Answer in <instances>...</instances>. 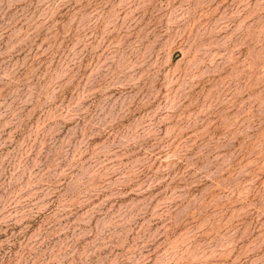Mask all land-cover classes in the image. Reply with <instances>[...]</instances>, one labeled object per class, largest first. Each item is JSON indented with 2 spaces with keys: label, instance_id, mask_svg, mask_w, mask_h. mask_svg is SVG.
Segmentation results:
<instances>
[{
  "label": "rangeland",
  "instance_id": "rangeland-1",
  "mask_svg": "<svg viewBox=\"0 0 264 264\" xmlns=\"http://www.w3.org/2000/svg\"><path fill=\"white\" fill-rule=\"evenodd\" d=\"M0 264H264V0H0Z\"/></svg>",
  "mask_w": 264,
  "mask_h": 264
}]
</instances>
